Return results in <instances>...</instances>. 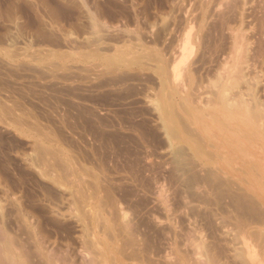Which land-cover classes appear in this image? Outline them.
Here are the masks:
<instances>
[{
  "label": "rangeland",
  "instance_id": "374dc122",
  "mask_svg": "<svg viewBox=\"0 0 264 264\" xmlns=\"http://www.w3.org/2000/svg\"><path fill=\"white\" fill-rule=\"evenodd\" d=\"M218 65L239 78L232 104L264 98V0H0V260L264 264V207L207 162L188 124ZM263 123L244 127L245 145L264 151Z\"/></svg>",
  "mask_w": 264,
  "mask_h": 264
},
{
  "label": "bare ground",
  "instance_id": "6f19581e",
  "mask_svg": "<svg viewBox=\"0 0 264 264\" xmlns=\"http://www.w3.org/2000/svg\"><path fill=\"white\" fill-rule=\"evenodd\" d=\"M188 37V36H187ZM182 40V39H181ZM190 42V41H189ZM188 44V39H186V38H184L183 40H182V42H181V44L179 45V50L177 51H175L176 53H177V56L176 57H181V59H182V56H185V53L186 52H189V50L187 51V46L189 45H187ZM173 54V53H172ZM190 54H188V56H189ZM175 58V57H174ZM184 58V57H183ZM180 59V58H179ZM186 59H187V57H186ZM223 59V58H222ZM182 60H184V59H182ZM181 60V62H183ZM225 60V59H224ZM176 61V60H175ZM181 62H179L178 61V63H177V65L178 64H180ZM185 62V61H184ZM161 63V62H160ZM176 64V63H175ZM221 64H222V61H221ZM159 65V64H158ZM162 65V64H161ZM169 65H170V63H169ZM166 66H167V64H166ZM192 66V65H191ZM218 66H220V67H218V72L220 71V69H221V67L223 66H221V65H218ZM158 68H160V67H157V69ZM166 68V67H165ZM164 68V69H165ZM173 68V67H172ZM175 68H176V71H175ZM175 68L173 69V71H175V72H179V71H177V69L179 68L178 66H175ZM223 68H226V67H222V71L221 72H225V75H224V72H223V74L221 73H216V75H218V76H215V82L216 83H213V86L215 85V88H216V90L215 89H213L212 88V91H213V93H212V91L211 92H209L210 94L212 93V94H214V98H212V99H210V96L212 95H209V96H207L206 97V95L205 96H203V95H201V96H203V97H206L207 98V100L205 99V101H206V103H205V105L203 106V107H200L199 106V108H197L196 110H195V112L196 113H192V118L190 117V115H189V118H191V120L189 119V123L188 124H190L191 126H192V130H193V132L195 133H198L196 136L198 137V135H199V138H201L200 140L202 141V143L204 144V149L207 151V152H205V154L207 155V156H205V157H207L206 159H208L207 160V162H210V160L213 162V164H215L216 165V169L220 172V173H222V175L224 174L225 176H228V177H231L233 180H235V181H237L238 183H239V185L244 189V190H248V191H250L254 196H258V198H259V202H260V204L264 207V195L262 194V195H259L258 194V192H256L255 190V187L253 186V182H255V178L256 179H258V180H260V181H262L263 183H264V151H262L261 150V148H263V140H261L260 138L259 139H257V141H255V142H252V140H246V141H248V146L247 145H245V143L241 140V138L242 137H244V134L246 133V132H244V131H246V130H244V127H248L249 129H251V128H257L258 129V123L260 122V124H259V126H261V123L262 122H264V101H262L264 98V96L262 97L263 99L261 100V96L260 95H257V94H259V92L258 91H256L255 89H249L250 90V93L249 92H247L248 91V89L246 88V94H249V97H250V99L247 97L248 95H246V97L249 99V101H251L252 102V104H253V107H255V109L254 108H252V106H251V108L253 109H246L244 106H249V104H250V102H249V104L246 102L247 100H244V98L242 99V97H240L241 99H239L238 98V100H237V97H236V99L234 98V95L236 94L235 92V94L233 95V98H232V100L233 99H235L236 101H234L233 103L234 104H232V102H231V100H230V98L228 97L229 96V93L226 91L227 89H226V86H227V83H228V81L230 82V80H234V81H232V82H234L235 83V81H237L236 79H239V78H237V76H236V79H232V78H234V75H232V74H230L231 75V79H230V77H228L229 76V74H227L228 72H226V70L224 69L223 70ZM216 69V68H215ZM214 69V70H215ZM227 69V68H226ZM160 70V69H159ZM162 70H163V67H162ZM168 70V69H167ZM158 71V70H157ZM164 71V70H163ZM163 71H162V73H163ZM228 71V70H227ZM240 70H238V72H239ZM242 71V70H241ZM240 71V72H241ZM188 72H190V71H188ZM216 72V71H215ZM237 72V71H236ZM157 73V72H156ZM168 73V72H167ZM166 73V74H167ZM185 73V75L187 74V72H184ZM231 73V72H230ZM242 73V72H241ZM171 74H172V69H171ZM171 74H169L170 75V77H171ZM176 74H178L177 76H179V73H176ZM190 74H192V73H190ZM195 74V73H194ZM215 74V73H214ZM213 74V75H214ZM227 74V75H226ZM240 74V73H239ZM239 74H237L241 79H242V77L239 75ZM161 75H163V74H161ZM175 74L173 73V76H172V78L173 77H175L174 76ZM167 76V75H166ZM191 76V75H190ZM189 76V77H190ZM159 77V76H158ZM169 77V78H170ZM192 77H193V79H194V75H192ZM208 77V76H207ZM210 77H213V76H210ZM169 78H168V80H169ZM185 78V77H184ZM200 78V77H199ZM202 78V77H201ZM214 78V77H213ZM161 79H162V76H161ZM160 79V80H161ZM167 79V78H166ZM175 79V78H174ZM173 79V80H174ZM176 79H177V77H176ZM192 79V78H191ZM198 79V78H197ZM240 79V80H241ZM165 80V79H164ZM167 80V81H168ZM172 80V81H173ZM202 80V79H201ZM210 80V79H209ZM239 80V81H240ZM244 80H245V78H244ZM251 80H253V78L251 79ZM162 81V80H161ZM170 81V80H169ZM168 81V82H169ZM183 82H184V80H182ZM188 81V80H187ZM190 81V80H189ZM194 81H195V79H194ZM239 81H238V83H239ZM250 81V80H249ZM160 82V81H159ZM178 82V81H177ZM176 82V83H177ZM181 82V81H180ZM229 83V84H233V83ZM243 82H246V81H243ZM166 83V82H165ZM171 84H172V82H170ZM192 83V82H191ZM210 83V82H209ZM212 83V82H211ZM248 83H250V82H248ZM254 83H255V81H254ZM160 85H162L161 83H159ZM228 84V85H229ZM236 84V83H235ZM247 84V83H246ZM251 84V83H250ZM167 85V84H166ZM173 85H175L174 83L172 84V88H173ZM177 85V84H176ZM175 85V86H176ZM262 85V84H261ZM260 85V86H261ZM165 86V85H164ZM175 86H174V89L176 90V88H175ZM201 86V85H200ZM212 86V87H213ZM246 86V85H245ZM250 86V85H249ZM256 86H257V83H256ZM161 87V86H160ZM171 87V86H170ZM178 87V86H177ZM181 87V86H180ZM243 87V86H242ZM247 87V86H246ZM252 87V86H251ZM163 88V87H162ZM162 88H161V91H162ZM171 88V89H172ZM241 88V87H240ZM239 88V89H240ZM249 88V87H248ZM254 88V87H253ZM258 88H259V86H258ZM264 88V87H263ZM168 89V88H167ZM170 89V88H169ZM170 89V90H171ZM183 89H184V87H183ZM195 89V88H194ZM200 89H201V87H200ZM200 89H198V90H200ZM245 89V88H244ZM163 90H165V89H163ZM174 90V91H175ZM182 90V89H181ZM193 90V89H192ZM203 90V89H202ZM230 90V89H229ZM241 90V89H240ZM166 91V90H165ZM173 91V90H172ZM210 91V90H209ZM214 91H215V93H214ZM244 91V90H243ZM264 91V90H263ZM262 91V92H263ZM164 92V91H163ZM176 92V91H175ZM181 92V91H180ZM185 92V91H184ZM183 92V93H184ZM200 92V91H199ZM205 92V91H204ZM204 92H202L203 94H204ZM208 92V91H207ZM241 92V91H240ZM182 93V92H181ZM195 93V92H194ZM198 93V92H197ZM228 93V94H227ZM242 93V92H241ZM162 94V93H161ZM167 94H168V92H167ZM192 95H193V93H191ZM190 94V95H191ZM208 94V93H207ZM232 94V93H231ZM238 94V93H237ZM236 94V95H237ZM243 94H245V93H243ZM263 94H264V92H263ZM156 95V94H155ZM172 95H174V94H172ZM189 95V94H188ZM168 96V95H167ZM170 96V95H169ZM200 96V97H201ZM213 96V95H212ZM231 96V95H230ZM242 96H244V95H242ZM258 96H260V100L262 101V102H260L259 100H258ZM152 97V96H151ZM162 97V96H161ZM193 97H194V95H193ZM197 97V96H196ZM202 97V98H203ZM187 98V97H186ZM195 98V97H194ZM159 99V98H158ZM161 99V101L163 102V100H162V98H160ZM187 99H189V98H187ZM166 100H167V98H166ZM185 100V99H184ZM192 100V99H191ZM194 100V99H193ZM198 100V99H197ZM200 100V99H199ZM199 100H198V103H200L199 102ZM153 101V100H152ZM189 101H190V99H189ZM201 101V100H200ZM157 102V101H156ZM187 102V101H186ZM203 102V101H202ZM153 103V102H152ZM166 103V102H165ZM164 103V104H165ZM185 103V102H184ZM167 105H168V103H166ZM179 104V103H178ZM191 104H192V101H191ZM190 104V105H191ZM155 105H157L156 103H155ZM183 105V104H182ZM189 105V106H190ZM179 106V105H178ZM195 106H198V105H196L195 104ZM232 106H235V108L238 110V112L240 111V113H238V115L239 114H241L242 115V113H243V115H244V113H245V115L246 114H248L249 116H251V118H253V119H251V123L250 122H248L247 120H243L244 118H242V117H246V116H243L242 115V119L239 117V119L237 118L238 117V115H237V117L235 118V117H233V116H231L230 115V113L232 112L231 111V108L233 109L234 107H232ZM155 107V106H154ZM160 107H162V106H160ZM163 107H164V105H163ZM167 107V106H166ZM165 107V108H166ZM181 107V106H180ZM185 108L187 107V106H184ZM193 107H194V105H193ZM156 108V107H155ZM158 108V107H157ZM168 108H170L169 107V105H168ZM185 108H184V110H185ZM189 108V107H188ZM234 108V109H235ZM250 108V107H249ZM160 109V108H159ZM161 109H164V108H161ZM183 109V108H182ZM181 109V110H182ZM190 109H191V107H190ZM189 109V110H190ZM193 109V108H192ZM158 110V109H157ZM169 110V109H168ZM243 110H244V112H243ZM250 110V111H249ZM167 111V110H166ZM186 111H187V109H186ZM191 111V110H190ZM194 111V110H193ZM231 111V112H230ZM235 111V110H234ZM164 112H165V110H164ZM168 112V111H167ZM249 112V113H248ZM163 113V112H162ZM161 113V114H162ZM166 113V112H165ZM186 113V112H185ZM187 113H188V111H187ZM169 115L171 114L170 113V111H169V113H168ZM233 114V113H232ZM234 114H236L235 112H234ZM163 115V114H162ZM165 115V114H164ZM185 115H187V114H185ZM167 117H168V115H166ZM166 116H163V118H165ZM171 116V115H170ZM235 116V115H234ZM166 117V118H167ZM176 117V116H175ZM186 117V116H185ZM172 119V118H171ZM171 119H170V117H169V120L171 121ZM246 119H249V118H246ZM249 119V120H250ZM166 120V119H165ZM173 120V119H172ZM178 120V119H177ZM263 120V121H262ZM168 120H166L165 122H167ZM176 121V120H175ZM187 121H188V119H187ZM245 121H247V123H249L248 125H245ZM174 122V120L172 121V123ZM179 122V121H178ZM183 122H185V120L183 121ZM181 123H182V121H181ZM176 124V123H175ZM264 124V123H263ZM180 125V124H179ZM182 125H183V123H182ZM181 125V126H182ZM173 126H174V124H173ZM183 126H186V125H183ZM182 126V127H183ZM250 126H251V128H250ZM168 127V126H167ZM167 127H165L166 129H167ZM263 127V126H262ZM170 129H172V124H171V127H169ZM179 128V127H178ZM260 128V127H259ZM264 128V127H263ZM164 129V128H163ZM176 130V132H177V130H179V133L181 132L180 131V129H175ZM181 130H182V128H181ZM187 130V129H186ZM248 130V129H247ZM260 130V129H259ZM258 130V131H259ZM264 130V129H263ZM168 131V130H167ZM170 131H172V130H169L168 131V134H170L169 136H170V138H171V136H172V138H173V136L174 137H176L177 135H176V132L174 133L173 131H172V133H174V135H172V133H170ZM185 131V130H184ZM188 131V130H187ZM187 131H185V132H187ZM249 131V130H248ZM262 131V130H261ZM260 131V132H261ZM165 132V131H164ZM251 132V131H250ZM249 132V133H250ZM193 133V134H194ZM253 132H251V134H252ZM261 133H263V132H261ZM260 133V134H261ZM246 135V134H245ZM248 135V134H247ZM254 135V134H253ZM195 136V137H196ZM251 136V135H250ZM190 137H192V136H190ZM248 137V136H247ZM255 137V136H254ZM177 138V137H176ZM179 138V137H178ZM194 138V137H193ZM251 138V137H250ZM257 138V137H256ZM192 139V138H191ZM195 139H197V138H195ZM244 141H245V139L244 138H242ZM176 140V139H175ZM186 141V143H188V141H187V139H185ZM200 140H198V141H200ZM192 143H193V141L192 140H190ZM200 141V142H201ZM196 142V141H195ZM194 142V143H195ZM250 142V143H249ZM191 143V144H192ZM197 144L199 143V142H196ZM200 144V143H199ZM190 145V144H189ZM193 146V145H192ZM198 146V145H197ZM200 146V145H199ZM202 146V145H201ZM194 147V146H193ZM196 149V148H195ZM178 150V149H177ZM197 150H198V148H197ZM200 150V149H199ZM182 150H180V152H181ZM202 151H203V149H202ZM176 152V151H175ZM174 152V153H175ZM179 152V153H180ZM179 153H177V155L179 154ZM200 153V152H199ZM201 154H203V153H201ZM204 154V155H205ZM176 155V154H175ZM176 155V156H177ZM181 155H182V152H181ZM199 156V155H198ZM198 156H197V158H198ZM178 157V156H177ZM202 158H203V156H202ZM206 159H204V160H206ZM204 163V162H203ZM211 163V162H210ZM209 163V164H210ZM214 165V166H215ZM213 166V165H212ZM208 168V167H207ZM211 168H215V167H211ZM212 171V170H211ZM210 171V172H211ZM213 171H215V170H213ZM212 171V172H213ZM212 172H211V175H213L212 174ZM215 173V172H214ZM216 174V173H215ZM214 174V175H215ZM216 175H218V172H217V174ZM215 175V176H216ZM258 191V190H257ZM241 226V225H240ZM244 227V226H243ZM242 227V228H243ZM246 228H248V227H246ZM238 229V228H237ZM240 229V228H239ZM257 229V228H256ZM244 230V229H243ZM245 230H247V229H245ZM258 230V233H261V234H259V236L261 237V241H263V238H264V231H262V232H260V228L259 229H257ZM264 230V229H263ZM238 231H240V230H238ZM228 232V231H227ZM233 232V231H232ZM243 232V231H242ZM242 232H241V234H242ZM236 233V231L234 232V234ZM238 233V232H237ZM236 233V234H237ZM240 233V232H239ZM247 233V232H246ZM246 233H245V235H246ZM249 233V232H248ZM254 233V232H253ZM256 233V232H255ZM255 233H254V235H255ZM227 234V233H226ZM233 234V233H232ZM233 234V235H234ZM244 234V233H243ZM250 235H252V233H249ZM248 234V235H249ZM232 235V236H233ZM239 235V234H238ZM243 236L242 235V237L240 238L241 240H243V243H242V246H244V248H245V246H246V249H248V248H251L252 249V247H250L252 244H249L248 242H250L251 241V239H249V238H247L246 236ZM253 235V236H254ZM237 236V235H236ZM235 235L233 236V237H236ZM256 236V235H255ZM254 236V237H255ZM238 237V236H237ZM236 237V238H237ZM263 237V238H262ZM251 238V237H250ZM253 238V237H252ZM256 238H257V236H256ZM248 239H249V241H248ZM237 240H238V238H237ZM246 240L248 241V242H246ZM253 240V239H252ZM255 240V239H254ZM231 241H232V239H231ZM3 242V241H2ZM1 242V245L3 246V243ZM4 242H5V240H4ZM237 242V241H236ZM236 242H235V240L233 241V243H235L236 244ZM248 243L250 246L247 248V244L246 243ZM253 242V241H252ZM260 242V241H259ZM6 243V242H5ZM4 243V244H5ZM238 243H239V241H238ZM234 244V248L233 249H236V248H238V247H236V245ZM261 244V243H260ZM259 243H257V245L259 246L260 245ZM6 245H9V242H8V244H6ZM256 245V246H257ZM262 245H263V242H262ZM5 246V245H4ZM4 246L2 247V248H4ZM239 246H240V244H239ZM255 246V247H256ZM264 246V245H263ZM263 246H261L260 245V248H263ZM1 247V246H0ZM7 247V246H6ZM5 247V248H6ZM253 247H254V244H253ZM254 247V248H255ZM12 248V247H11ZM241 249H240V252L242 253V252H244V251H241V250H243V248L242 247H240ZM253 248V249H254ZM258 248V247H257ZM1 249V248H0ZM7 249V248H6ZM9 249V248H8ZM8 249H7V251H8ZM239 249V248H238ZM251 249H250V251H251ZM252 249V250H253ZM256 249V248H255ZM3 250V249H2ZM5 250V249H4ZM3 250V251H4ZM260 250V249H259ZM6 251V250H5ZM9 251H10V249H9ZM14 251V250H13ZM236 250H234L233 252H235ZM254 251V250H253ZM258 251V250H257ZM15 252V251H14ZM13 252V253H14ZM238 252H239V250H238ZM237 252V253H238ZM247 250H246V254H247ZM260 252V251H259ZM1 253V252H0ZM7 253V252H6ZM11 253V252H10ZM12 253V254H13ZM17 253V252H16ZM241 253H238V254H241ZM248 253H250V252H248ZM251 253L253 254V252L251 251ZM18 254V253H17ZM196 254H198V252L196 253ZM236 254V253H235ZM234 254V255H235ZM252 254H248V255H252ZM4 254H2L1 256H3ZM208 255V254H207ZM206 255V256H207ZM248 255H246V257L248 258ZM254 256L255 255H257L256 253H254L253 254ZM252 255V256H253ZM260 255V254H259ZM5 256V255H4ZM3 256V257H4ZM8 256H9V254H8ZM17 256V255H16ZM19 256V255H18ZM240 257H238L239 259H237V260H240L242 257V254L241 255H239ZM9 257H11V255L9 256ZM13 257V256H12ZM20 257V256H19ZM21 257H22V255H21ZM209 258H210V256H208ZM208 257H206V259L208 258ZM250 257V256H249ZM256 257V256H255ZM261 257V256H260ZM262 257H263V255H262ZM1 258V257H0ZM5 258V257H4ZM208 258V259H209ZM212 258V257H211ZM244 258V257H243ZM257 258H259V257H257ZM264 258V257H263ZM3 259V258H2ZM8 259V258H7ZM251 259V258H250ZM252 259H253V257H252ZM4 261L6 260V258L5 259H3ZM15 260V259H14ZM236 260V261H237ZM248 260V259H247ZM258 260V259H257ZM256 260V261H257ZM260 260V259H259ZM262 260V259H261ZM18 261H21V258H20V260L18 259ZM22 261H23V258H22ZM21 261V262H22ZM25 261V260H24ZM23 261V262H24ZM204 261H205V259H204ZM203 261V262H204ZM212 261V260H211ZM214 261V260H213ZM251 261V260H250ZM263 261V260H262ZM22 262V263H23ZM239 262V261H238ZM240 262H241V260H240ZM242 262H245V264H246V260L245 261H242ZM259 262V261H258ZM264 262V261H263ZM26 263V262H25ZM251 263V262H250ZM253 263V262H252ZM251 263V264H252ZM260 263H262L261 261H260ZM259 263V264H260ZM0 264H18V262L17 263H15V262H12L11 260H7V263H3L1 260H0ZM20 264V263H19ZM27 264V263H26ZM204 264V263H203ZM206 264H212V262H210V260H208V262H206ZM241 264V263H240ZM248 264V263H247Z\"/></svg>",
  "mask_w": 264,
  "mask_h": 264
}]
</instances>
